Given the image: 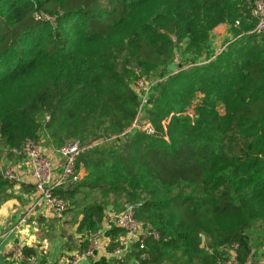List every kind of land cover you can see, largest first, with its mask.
<instances>
[{
  "label": "trees",
  "instance_id": "obj_1",
  "mask_svg": "<svg viewBox=\"0 0 264 264\" xmlns=\"http://www.w3.org/2000/svg\"><path fill=\"white\" fill-rule=\"evenodd\" d=\"M248 3L0 0V153L42 133L56 146L80 141L85 174L54 188L82 215L80 249L123 200L159 233L145 249L136 240L87 264H218L223 242L237 244V262L247 258L243 230L264 219V34ZM38 9L54 21L36 18ZM223 23L229 35L214 51ZM153 68L148 134L134 126L131 83ZM120 134V146L101 142ZM11 182L0 172V202ZM122 231H107L108 250Z\"/></svg>",
  "mask_w": 264,
  "mask_h": 264
},
{
  "label": "built area",
  "instance_id": "obj_2",
  "mask_svg": "<svg viewBox=\"0 0 264 264\" xmlns=\"http://www.w3.org/2000/svg\"><path fill=\"white\" fill-rule=\"evenodd\" d=\"M248 1V11L256 19L255 29L264 34V0ZM34 15L38 19L50 20L51 22L55 19L54 16L40 9L36 10ZM175 59L176 62L179 61L178 58ZM151 84L152 80L144 75L136 77L131 83L139 98L137 121L134 126L148 134L153 132V126L145 111V108L150 105ZM82 149L78 139L64 141L56 147L59 155L54 160L44 150L39 139L26 138L18 148H14V151L21 154L25 159L26 171L33 183V203L35 206L44 205L57 212H62L67 208L68 199L56 194L54 188L71 186L85 174L84 164L78 160ZM0 172L15 183H20L24 179L22 174L8 163H0ZM113 227L122 228L126 234L125 237L119 238V242L111 250H108L112 256L116 257L126 253L133 241L137 240L139 246L145 249L148 236L154 238L159 236L158 230L151 223L135 217L132 204H126L119 211L107 208L101 225L89 234L87 245L72 255L69 264H81L89 260L96 251L107 250L106 246L110 238H107L106 231ZM219 248L225 250V256L218 264H250L248 256L242 263L236 261L237 244L235 242H223ZM4 255L10 259L24 261L25 264H40L37 256L33 253L27 254L24 247L19 243L11 244L5 250ZM141 257H147V252L143 251Z\"/></svg>",
  "mask_w": 264,
  "mask_h": 264
},
{
  "label": "crops",
  "instance_id": "obj_3",
  "mask_svg": "<svg viewBox=\"0 0 264 264\" xmlns=\"http://www.w3.org/2000/svg\"><path fill=\"white\" fill-rule=\"evenodd\" d=\"M228 35L225 23L216 27L209 42L211 49L218 51L222 45L221 41ZM38 139L43 140L44 150L56 160L59 155L57 146L52 144L44 133ZM0 163L13 165L24 177L20 183L11 182L5 187L9 197L0 202V264H25L24 261L10 259L4 255L5 250L14 243L31 247L40 264H69L72 255L85 244H82L84 233L76 230L81 213L74 207L57 212L44 205L35 206L33 183L27 174L25 159L21 154L13 151L7 154L6 151H2ZM107 231L106 236L110 238ZM125 236V232L122 231L117 238ZM109 257L112 255L108 249L98 250L81 264Z\"/></svg>",
  "mask_w": 264,
  "mask_h": 264
},
{
  "label": "rangeland",
  "instance_id": "obj_4",
  "mask_svg": "<svg viewBox=\"0 0 264 264\" xmlns=\"http://www.w3.org/2000/svg\"><path fill=\"white\" fill-rule=\"evenodd\" d=\"M225 38H224V40H225ZM224 40L221 41L222 45L218 44V45H221V47H219L218 49L222 48V46L224 45ZM180 44H181V47H177L175 49V52H174L173 57H172V60L174 62L173 67H174V64L176 63L175 58H178L179 61L182 60L183 54L181 52V50H182L181 48L183 45H185V42H182ZM176 55H178V56L176 57ZM154 69H156V68L151 69V70H153L151 72V74L150 73L149 74L143 73L145 76L149 77L153 83L160 76L158 73V70H154ZM186 110L191 111V107L190 108L187 107ZM221 112H223V111H221ZM46 116L47 115L44 114L41 117V121H43ZM95 134L96 133H91V134L87 135L85 137V139L88 140L92 137V135H95ZM126 137H127V135L120 134V135H115V136H111V137H108L106 139H103V140H101V142L108 144V145H111V146H116V145L120 146L121 142H123V140ZM40 142L43 143V140H41ZM124 204H125L124 200L122 202L120 201L117 205H114L115 206L114 208H121V207H123ZM243 235L246 239L248 249H249V252H248V257L250 259L249 263L250 264H264V219L257 220L253 225L244 229ZM82 242H84V241H82Z\"/></svg>",
  "mask_w": 264,
  "mask_h": 264
}]
</instances>
